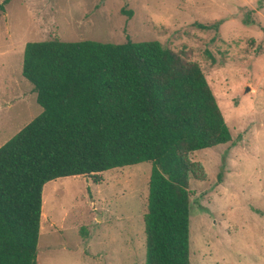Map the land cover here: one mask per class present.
I'll return each instance as SVG.
<instances>
[{
    "label": "rangeland",
    "instance_id": "1",
    "mask_svg": "<svg viewBox=\"0 0 264 264\" xmlns=\"http://www.w3.org/2000/svg\"><path fill=\"white\" fill-rule=\"evenodd\" d=\"M51 39L156 40L200 66L231 141L187 155L190 264H264V0H9L0 10V146L42 111L21 73L23 50ZM150 171L143 162L97 183H46L37 264H145Z\"/></svg>",
    "mask_w": 264,
    "mask_h": 264
},
{
    "label": "trees",
    "instance_id": "2",
    "mask_svg": "<svg viewBox=\"0 0 264 264\" xmlns=\"http://www.w3.org/2000/svg\"><path fill=\"white\" fill-rule=\"evenodd\" d=\"M21 73L42 111L0 146V264H37L46 183L143 162L145 264H190L187 155L231 141L200 66L156 40L51 39L25 44Z\"/></svg>",
    "mask_w": 264,
    "mask_h": 264
},
{
    "label": "water",
    "instance_id": "3",
    "mask_svg": "<svg viewBox=\"0 0 264 264\" xmlns=\"http://www.w3.org/2000/svg\"><path fill=\"white\" fill-rule=\"evenodd\" d=\"M246 92L248 91V88H246V90H245Z\"/></svg>",
    "mask_w": 264,
    "mask_h": 264
}]
</instances>
